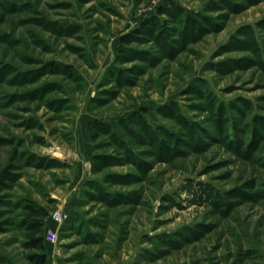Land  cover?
<instances>
[{
    "label": "rangeland",
    "instance_id": "374dc122",
    "mask_svg": "<svg viewBox=\"0 0 264 264\" xmlns=\"http://www.w3.org/2000/svg\"><path fill=\"white\" fill-rule=\"evenodd\" d=\"M0 186L15 264H264V0H0Z\"/></svg>",
    "mask_w": 264,
    "mask_h": 264
},
{
    "label": "trees",
    "instance_id": "16d2710c",
    "mask_svg": "<svg viewBox=\"0 0 264 264\" xmlns=\"http://www.w3.org/2000/svg\"><path fill=\"white\" fill-rule=\"evenodd\" d=\"M122 40L129 43L127 36H123ZM91 136L93 139H96L97 133L91 131ZM26 208L33 214L38 212V210L31 205H26ZM46 215L47 214H43L38 217L23 220V226L25 228L27 238L25 245L26 247L34 250V252L29 254V258L36 264H46L51 262L48 253V243L45 240V231L48 227L45 220ZM2 216L3 213L0 211V233L5 231L4 225L7 221L5 219L1 220Z\"/></svg>",
    "mask_w": 264,
    "mask_h": 264
},
{
    "label": "built area",
    "instance_id": "2783aa9c",
    "mask_svg": "<svg viewBox=\"0 0 264 264\" xmlns=\"http://www.w3.org/2000/svg\"><path fill=\"white\" fill-rule=\"evenodd\" d=\"M49 217L51 220L57 222L58 224H61L67 218V213L62 208H59L52 211ZM45 240L48 244L53 246L56 252L58 251L55 248L57 247L59 241L58 229L48 226L45 231Z\"/></svg>",
    "mask_w": 264,
    "mask_h": 264
},
{
    "label": "crops",
    "instance_id": "0c3cea01",
    "mask_svg": "<svg viewBox=\"0 0 264 264\" xmlns=\"http://www.w3.org/2000/svg\"><path fill=\"white\" fill-rule=\"evenodd\" d=\"M52 223V222H51ZM50 225V227H53V224L48 223V226ZM48 245V253H49V257L51 259L50 263H46V264H63L62 260H61V256H60V251H55V249L53 248L52 245L47 244ZM0 264H15L12 261L6 259L5 257L0 255Z\"/></svg>",
    "mask_w": 264,
    "mask_h": 264
},
{
    "label": "bare ground",
    "instance_id": "6f19581e",
    "mask_svg": "<svg viewBox=\"0 0 264 264\" xmlns=\"http://www.w3.org/2000/svg\"><path fill=\"white\" fill-rule=\"evenodd\" d=\"M55 155L61 157L62 153L60 151H56Z\"/></svg>",
    "mask_w": 264,
    "mask_h": 264
}]
</instances>
